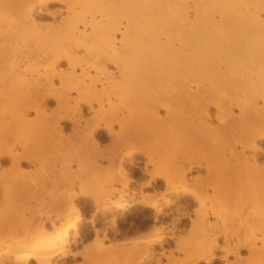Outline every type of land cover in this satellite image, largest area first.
<instances>
[{"label": "bare ground", "instance_id": "obj_1", "mask_svg": "<svg viewBox=\"0 0 264 264\" xmlns=\"http://www.w3.org/2000/svg\"><path fill=\"white\" fill-rule=\"evenodd\" d=\"M50 2L62 8L51 22H37L33 14ZM47 98L56 105L48 117ZM82 105L90 118L82 133L74 121V137L91 138L103 129L115 140L131 171L121 193L136 183L137 203L152 211L154 220L162 213L156 194L166 203L170 195L198 202L212 194L215 204L197 212L192 223L205 233L208 254L186 264L226 261L238 250L255 253L264 246L248 227L234 238L225 234L224 256L211 251L218 245L220 223L227 229L237 216L242 219L264 203V0H0V112L7 115V126L21 131L34 125L54 133L61 116L80 115ZM146 140L167 145L165 167L153 168L162 157L146 159L142 168L133 160L135 154L149 155ZM175 149L179 158H173ZM0 160L16 174H21L20 162L35 165L25 148L17 154L13 146L0 149ZM192 169L196 177L187 175ZM135 170L143 181L130 176ZM4 182L0 174V194ZM93 199L96 213L106 211L100 196ZM125 205L113 202L119 210ZM71 214L52 229L51 239L3 246L6 253L11 251L17 264H50L58 253L64 256L76 205ZM163 242L158 237L133 245L126 263L139 257L137 264H160L148 250L158 246L163 251ZM45 251L50 252L42 256Z\"/></svg>", "mask_w": 264, "mask_h": 264}, {"label": "rangeland", "instance_id": "obj_2", "mask_svg": "<svg viewBox=\"0 0 264 264\" xmlns=\"http://www.w3.org/2000/svg\"><path fill=\"white\" fill-rule=\"evenodd\" d=\"M105 1L111 4L116 0ZM166 1L161 0L163 4ZM61 8V4L50 2L38 9L33 17L37 22L49 23L53 14ZM259 19L263 21L261 13ZM100 47L102 46L97 48ZM55 108L54 100L47 98L44 115H53ZM208 112L213 114L214 110L209 108ZM159 113L163 115L162 111ZM79 114L70 115L71 120L61 116L54 133H45L40 132L34 125L21 131H12L7 126V115L3 111L0 112V149L13 146V151L20 154L25 148L35 161L34 166L20 162L21 174H16L9 171L10 166L6 160H0V174L5 178V189L0 194V264H17L10 256L11 251L6 253L4 247L26 246L33 238L41 236L51 239L54 235L53 228L74 217L71 214L73 205L78 208V216L68 237L69 244L63 245L64 256L58 253L50 264H137L139 257L131 262L125 261L130 254L133 256L132 246L158 237H163V251L158 246H153L148 251H152L155 259H160V264H186L200 253L207 255L208 248L204 246L205 233L194 230L192 223L197 219V212L207 211L211 204H215L212 194L208 192L198 202L186 198L177 199L170 195L169 203L156 194L162 213L154 220L153 212L137 203L140 187L136 183H131L125 193H121V182L131 171L123 150L116 146L115 140L103 129H100V133L92 134L91 138L85 139L82 135L74 137V121L79 126V133H82L86 120L90 118V113L84 105L81 106ZM32 118L33 114L30 113L29 119ZM112 127L117 130L115 125ZM146 141L143 145L149 155L144 159L140 154H135L133 160L139 161L142 168L146 159L152 157L156 162L157 158L162 157V162L154 164L153 168L165 167L168 156L163 148L167 145L160 141ZM118 151L119 155H114ZM262 151L264 152V142ZM178 156L179 153L175 149L173 158ZM261 161H264V153ZM148 169L152 170L151 167ZM187 175L196 177L197 171L192 169ZM130 176L137 181H143L139 180L140 173L137 170ZM201 178L205 180L206 174H202ZM80 192H85L89 197L79 195ZM95 196L101 197L100 205L105 206L106 211L95 212ZM116 201L128 205L119 210L113 206ZM221 224L217 229L220 234L216 242L218 245L211 250L217 257L224 256L220 246H223L225 234L234 238L235 234L248 230V227H254L256 237L264 240V203L259 208L249 209L242 219L237 216L234 224L227 229ZM235 226H238V229ZM155 230L160 231L155 233ZM246 233L249 234V231ZM172 235L173 237L167 238ZM258 247L261 248L259 245ZM144 250L145 248H142L137 252ZM238 251V254L227 255L226 261L216 258L207 263L264 264V246L255 253ZM49 252L45 251L41 255ZM207 263L204 260L196 262ZM29 264L37 263L30 260Z\"/></svg>", "mask_w": 264, "mask_h": 264}]
</instances>
